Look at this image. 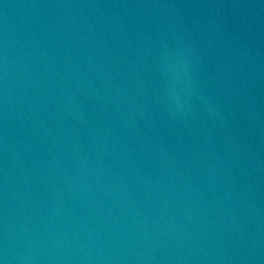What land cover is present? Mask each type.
I'll use <instances>...</instances> for the list:
<instances>
[{
  "label": "water",
  "instance_id": "obj_1",
  "mask_svg": "<svg viewBox=\"0 0 264 264\" xmlns=\"http://www.w3.org/2000/svg\"><path fill=\"white\" fill-rule=\"evenodd\" d=\"M0 264H264V0H0Z\"/></svg>",
  "mask_w": 264,
  "mask_h": 264
}]
</instances>
